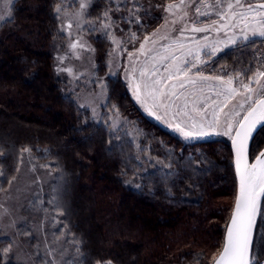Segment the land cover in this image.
<instances>
[{"label":"trees","instance_id":"16d2710c","mask_svg":"<svg viewBox=\"0 0 264 264\" xmlns=\"http://www.w3.org/2000/svg\"><path fill=\"white\" fill-rule=\"evenodd\" d=\"M58 5L16 0L0 24V188L10 185L22 150L30 149L36 163L60 176L57 206L70 238L78 241L72 250L80 264H211L236 191L228 140L185 144L145 118L122 79L107 75L110 43L99 35L90 38L95 76L105 79L107 107L118 109L127 132L115 136L95 123L56 73V54L65 43ZM105 8L97 0L88 17L97 20ZM243 51L220 58L234 70L259 68L264 43ZM257 145L264 147V129L252 141L253 149ZM261 231L259 216L258 241Z\"/></svg>","mask_w":264,"mask_h":264},{"label":"rangeland","instance_id":"374dc122","mask_svg":"<svg viewBox=\"0 0 264 264\" xmlns=\"http://www.w3.org/2000/svg\"><path fill=\"white\" fill-rule=\"evenodd\" d=\"M15 1L10 0L5 10V0H0V16L3 17V19H0V24L10 18L11 9ZM96 1L59 0L58 6L62 7V12L57 19L59 20L60 32L65 38V43L63 50L56 54L55 69L56 73L64 79L67 93L76 100L80 107L89 112L91 119L95 123L107 126L115 136L127 132L128 123L120 114L117 119L116 111L107 107L105 79L101 80L95 76L96 56L90 38L93 35H99L106 38L110 43L107 75H118L122 79L131 99L142 115L167 130L181 142L185 144L198 143L197 140L199 139L186 141L163 120L150 116L133 96L132 88L140 80V69L145 63L148 64L149 68L154 63L157 64L160 66L161 74L167 75L163 73L162 63H168L169 61L160 62L159 55L164 54V49L170 45L171 48L168 54L180 57V60H177L176 63L181 64V66H183L182 61L189 52L193 54L199 52L200 60L198 61L195 59V55L187 56L190 63L197 64V67L192 68L189 75L195 78L194 74L200 70L204 76L212 77V79L207 81L197 79L195 87H203L205 95L215 99V90L220 87V83L216 79L217 76L222 77L225 81L231 76L233 78V87L239 88L235 76L237 72L243 73L244 70L238 66L234 70L232 64H227L220 57L223 55L224 58L227 55H237L240 51H248V48L252 46V44H246L240 38V29L243 24L233 28L230 23L228 28L219 31L214 28L206 33L192 32L190 30L191 27H202L204 26L203 22L206 20H219V17L215 14L214 9H208L212 13L211 17H195V13L190 10L189 17L186 18L189 30L181 33L176 31V29L181 27L179 23L169 25L167 28L161 27L164 24L165 16H168L169 20L175 18L169 16L163 10L164 6L172 2V0H161L158 4L152 0H102L106 3L105 12H108L111 18V27L104 29L99 19L91 20L88 17L89 8ZM81 2H85L89 6L81 9L79 6ZM176 2L178 3L179 0H176ZM262 2L264 0H241L242 4ZM134 4L139 5V10L134 8ZM233 11H246V8H236ZM105 12L101 14V17ZM55 14L58 16L56 11ZM193 19L197 21L194 25L192 23ZM236 19L238 20L239 17ZM260 19L262 18L256 17L255 20L250 18L249 23L254 27H258ZM69 22L73 24V37L81 39L89 50L82 49L79 46L76 49L69 48V38L65 32L61 31V27ZM77 22L80 24L79 29L75 27ZM90 25L95 26L94 31L91 30ZM157 29H159L158 37L167 35L168 38L158 39L155 46L147 45L149 48L154 47L155 50L146 54L148 57L146 60V56L139 55L136 50L139 48L140 43L143 42L144 35L150 34ZM106 31L108 35H105ZM133 34L138 39L130 40L129 37ZM233 37L236 38V43L231 42ZM255 40V43L262 44L259 38H255ZM114 41H118L119 44ZM174 41L183 43L184 48L177 49ZM214 45L217 49L215 55L209 57L207 53L212 51ZM130 52L134 53L132 61L129 60ZM153 56L157 57L155 61L151 59ZM60 57H63V61L58 59ZM257 60L261 67L262 62H264V51L258 54ZM233 61L236 63L241 62L237 61L235 57ZM68 68L72 69L71 74L67 71ZM133 68H135V72L132 71ZM249 75H251L250 72ZM182 79L187 78L182 77ZM241 79L245 83L248 82V76H241ZM170 83L178 84L179 81L174 79ZM261 83L264 84V78H261ZM187 87L191 89L193 86L189 84ZM253 87H257V85H253ZM242 100V95L237 96L229 104V107L238 106ZM160 114L163 117V109L160 110ZM113 121L116 122L117 126H113ZM215 138H224L228 142L230 139L226 136L212 135L200 142L215 140ZM18 169L17 175L10 185L0 191V205L9 210V214L0 220V240L4 243L2 249L9 247L8 242H11V251L2 258V263L51 264V261L54 260L56 264H69V262L71 264H80L79 256L75 255L76 253L72 250L73 243L70 242L72 239L65 228L60 210H56L58 209L57 205H59L57 198L61 183L58 172L51 169L48 165L36 163L28 152L22 154ZM223 200L225 204H229V197H225ZM259 216L264 218V198L261 202L257 219ZM49 251L52 252L51 256L48 255Z\"/></svg>","mask_w":264,"mask_h":264},{"label":"snow or ice","instance_id":"6c2138e0","mask_svg":"<svg viewBox=\"0 0 264 264\" xmlns=\"http://www.w3.org/2000/svg\"><path fill=\"white\" fill-rule=\"evenodd\" d=\"M9 2L10 0H5V10ZM79 6L84 9L89 5L81 2ZM134 8L139 10V5L134 4ZM236 8H246V11H233ZM208 9H214L219 20H206L202 27H191L192 32L206 33L214 28L219 31L228 28L230 23L233 28L243 24L240 29V38L243 42L253 44L256 42L255 38H259L260 42L264 43V2L242 4L241 0H179L177 3L176 0H172L164 6L163 10L175 18L169 20L168 16H165L164 24L161 27L167 28L169 25L179 23L181 27L176 31L183 33L189 30L186 18L189 17L190 10L195 13V17H211L212 13ZM55 11L58 14L57 18H59L62 7L57 6ZM237 17H239L238 20ZM256 17L262 18L258 21V27L249 23L250 18L255 20ZM0 19L3 17L0 16ZM98 19L104 29L111 27V18L108 12H105ZM196 22V19L192 20L193 25ZM75 27L80 28L79 22L76 23ZM90 28L95 30L94 25H90ZM72 29L73 24L70 22L61 27V31L65 32L69 38V48L76 49L79 46L89 50L81 39L73 37ZM158 33L159 29L150 34H145L143 42L136 50L139 55H145L146 60L148 59L146 54L155 50L154 47L149 48L147 45L155 46L158 39L168 38L167 35L158 37ZM105 35H108L107 31ZM129 39L136 40L138 37L133 34ZM114 42L119 44L118 41ZM231 42L236 43V38L233 37ZM174 44L177 49L184 48L183 43L174 41ZM170 48L171 45L164 49V54L159 55L160 62L169 61L162 63L163 73L167 75L161 74L160 66L157 64L154 63L149 68L148 64L145 63L140 69V80L132 88L133 96L150 116L163 120L186 141L211 137L212 135L226 136L231 139L239 190L230 225L227 228L224 246L220 250L219 257L214 260V264H264V231H261L259 241L256 235L260 197L264 196V150H260L259 145L255 149L252 146L255 133L264 129V84L261 83V78H264V62L260 68L254 71L248 69L243 73H236L235 80L239 84V88L233 87L231 76L226 81L217 76L216 79L219 81L220 87L215 90V99H213L211 96L205 95L203 87H195L197 79L207 81L212 77L204 76L200 70L194 74L195 78L189 75L192 68L197 67V64L190 63L187 56L195 55V59L198 61L200 60L199 52L195 54L189 52L182 61L183 66H181V64L176 63L180 57L168 54ZM216 50L214 45L212 51L207 55L209 57L215 55ZM133 57L134 53L130 52L129 60L132 61ZM58 59L63 61V57ZM151 59L155 61L157 57L153 56ZM67 71L72 73L71 68H68ZM132 71L135 72V68ZM241 76H248V82L245 83ZM182 77L187 79H182ZM174 79L179 83L171 84L170 82ZM189 84L193 86L191 89L187 87ZM253 85H257V87H253ZM241 95L243 100L239 102L238 106L234 105L230 108L229 104ZM149 101L151 102L149 103ZM161 109H163V117L160 114ZM115 115L118 119V109ZM113 126H117L115 121H113ZM22 151L30 152L31 150L26 148ZM250 153L254 160L253 163L249 162ZM3 176L4 173L0 171V177ZM7 183L10 184L11 181H7ZM2 190L0 188V191ZM56 210L59 211V209ZM8 214L9 210L0 205V220ZM70 242L78 243V241ZM8 243L9 247L0 251V258L7 256L11 251V242ZM76 251L79 252L80 249L77 247ZM48 255L51 256L52 252L49 251ZM51 264H56V262L53 260ZM96 264H112V261L99 260Z\"/></svg>","mask_w":264,"mask_h":264},{"label":"water","instance_id":"95a60500","mask_svg":"<svg viewBox=\"0 0 264 264\" xmlns=\"http://www.w3.org/2000/svg\"><path fill=\"white\" fill-rule=\"evenodd\" d=\"M258 133V132H257ZM255 133V135L257 134ZM255 137V136H254ZM206 139L205 138H201L199 140H197V142H200V141H204ZM229 147H230V152H231V156H232V167H233V172H234V177H235V183H236V191H235V199H234V203H233V207H232V210H231V213H230V216H229V219H228V222H227V225L225 227V231H224V235H223V243H222V248L224 246V242H225V239H226V232H227V228L229 227L230 225V221H231V218H232V215H233V211H234V206H235V200L237 198V195H238V190H239V180H238V177L236 175V171H235V155H234V150H233V146H232V141L231 139H229ZM261 150H264V147L261 149ZM249 162L250 163H253L254 160H250V156H249ZM264 196L260 197V205H261V202L263 200ZM221 248V249H222ZM219 254H220V251L218 253V255L215 257V259H217L219 257ZM214 259V260H215ZM214 260L212 261L211 264H214Z\"/></svg>","mask_w":264,"mask_h":264}]
</instances>
